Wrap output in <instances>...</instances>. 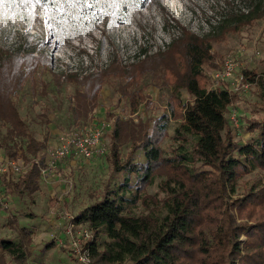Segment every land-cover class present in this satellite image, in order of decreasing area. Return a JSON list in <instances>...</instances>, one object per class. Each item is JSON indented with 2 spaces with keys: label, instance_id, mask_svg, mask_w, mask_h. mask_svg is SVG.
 Wrapping results in <instances>:
<instances>
[{
  "label": "trees",
  "instance_id": "obj_1",
  "mask_svg": "<svg viewBox=\"0 0 264 264\" xmlns=\"http://www.w3.org/2000/svg\"><path fill=\"white\" fill-rule=\"evenodd\" d=\"M154 3L158 0H0L28 23L29 8L35 10L59 41L84 36L108 21L128 23ZM249 4L247 12L220 10L219 33L240 22L264 20V0ZM216 35L179 26L165 48L141 46L133 61L113 58L104 68L81 75L54 71L44 50L0 46V154L25 166L20 174L0 175L4 200L38 191L43 181L39 167L48 158V127L37 134L20 111L26 82L31 103L47 100L37 114L48 125L49 111L62 107L57 93L64 82L75 85L69 107L77 119L98 103L104 83L129 95L135 107L147 96L143 79L161 76V87L169 84L165 108L138 122L115 116L103 158L120 177L105 183L93 201L74 213V220L91 230L92 263L264 264V75L243 70L253 84V114L240 116L249 132L242 141L227 115L235 93L224 86L207 87L205 64ZM182 90L189 99L182 98ZM24 241L28 245L30 236ZM52 244L47 241L45 247ZM0 248L8 257L0 258V264L25 261L19 240L0 236Z\"/></svg>",
  "mask_w": 264,
  "mask_h": 264
},
{
  "label": "rangeland",
  "instance_id": "obj_2",
  "mask_svg": "<svg viewBox=\"0 0 264 264\" xmlns=\"http://www.w3.org/2000/svg\"><path fill=\"white\" fill-rule=\"evenodd\" d=\"M249 0H230L226 3L222 0H158V3L150 4L133 15L128 23H116L108 21L96 26L90 33L70 40H57L45 20L39 19L35 10L29 8L27 16L31 23L16 15L15 10L8 11L0 5V46L15 48L23 45L36 51H46L52 59L54 71L75 72L79 75L87 71H96L104 68L113 58L122 62L133 61V56L139 49L146 47L155 50L158 47L165 48L172 37L179 32V26H184L191 31L203 35L208 32L217 34L212 41L211 58L205 64L207 87H226L235 96L231 99L229 111L232 107L238 110L239 124L230 125L235 137L242 141L249 136V132L242 128L240 116L253 114V95L249 83L247 89L236 84L234 78H219L213 80L211 73L222 67L226 58H232L237 62L234 76L244 73V69H253L264 75V20H250L237 24L236 29L229 27L223 33L216 27L223 14L232 9L233 12H247ZM228 18V17H227ZM225 18V20L227 19ZM230 20H234V17ZM227 19V20H229ZM244 80L250 82L244 73ZM162 77L143 79L145 84L141 86L143 97L135 107L129 99V95H122L110 83H104L98 96V103L91 107L86 116L73 118L69 104L73 99L69 96L75 91V85L64 82L61 93L62 107L51 110L48 113V125L39 121L38 112L41 106L47 102L31 103V96L27 82L21 93L25 94V100L20 104L22 114H27L31 127L39 134L48 127V140L55 141L56 133L63 131L69 134L87 132L89 125L95 120H105L110 123L105 128L101 145L107 147L108 131L112 127L115 116L122 119L132 118L134 122L152 116L165 108V95L169 91L161 87ZM163 91V92H161ZM54 91H49L50 100H55ZM182 98L189 99L187 92H181ZM29 104V111L25 109V103ZM54 104V103H53ZM95 119V120H94ZM229 119V118H228ZM82 133V135H83ZM127 145L121 149L126 150ZM2 152V151H0ZM104 153V152H103ZM103 153L93 158L84 159L80 155L65 158L53 172L52 178L42 181L38 191L23 198L8 199V204L3 207L0 204V236L8 235L19 240L26 252L23 264H77L66 240L65 230L71 224L70 215L91 201H93L103 185L112 182L119 174H112L103 158ZM28 211L32 212L28 214ZM67 214L69 216L67 217ZM64 221L67 223L64 225ZM73 222V221H72ZM25 228H20V226ZM83 226H86L83 223ZM71 232L75 236L79 234L80 225L74 224ZM30 236V243L25 244L24 239ZM245 236L243 235L242 238ZM66 240V242H62ZM47 241L53 244L46 246ZM7 259V254L1 253L0 258ZM10 264H16L11 262Z\"/></svg>",
  "mask_w": 264,
  "mask_h": 264
},
{
  "label": "built area",
  "instance_id": "obj_3",
  "mask_svg": "<svg viewBox=\"0 0 264 264\" xmlns=\"http://www.w3.org/2000/svg\"><path fill=\"white\" fill-rule=\"evenodd\" d=\"M237 62L232 58H226L222 64V67L218 70H214L211 73L213 80L217 81L219 78H234L236 84L247 89L250 82L244 80V73H241L239 76H234V71L236 68ZM217 86H212L216 88ZM211 88V87H210ZM238 110L236 107H232L229 111V120L232 125L237 126L239 124ZM95 120V119H94ZM110 125L109 122L105 120H95L92 121L89 125L87 132H84L80 136H72L63 131L56 133L55 141L48 140L46 151L48 158L45 160V164L40 165L39 173L43 180L47 181L53 176V172L58 166H61L62 162H65V158L80 155L84 159L93 158L94 156L101 155L105 148L101 145L102 137L105 133V128ZM25 166L23 161L14 158V157H5L3 154H0V175L6 173L20 174L24 170ZM0 204L2 206H7V201L4 200L2 196V191L0 190ZM69 214H67V217ZM71 224L69 227H66L65 235L66 240L69 242V247L76 258L78 264H93L91 256V230L86 226H83L82 222H76L74 220V215H70ZM73 221V222H72ZM81 226L79 234L73 235L71 232V226L74 224ZM67 223L64 221L63 223ZM66 240L61 241L66 242Z\"/></svg>",
  "mask_w": 264,
  "mask_h": 264
},
{
  "label": "snow or ice",
  "instance_id": "obj_4",
  "mask_svg": "<svg viewBox=\"0 0 264 264\" xmlns=\"http://www.w3.org/2000/svg\"><path fill=\"white\" fill-rule=\"evenodd\" d=\"M37 2H39V0H37Z\"/></svg>",
  "mask_w": 264,
  "mask_h": 264
}]
</instances>
